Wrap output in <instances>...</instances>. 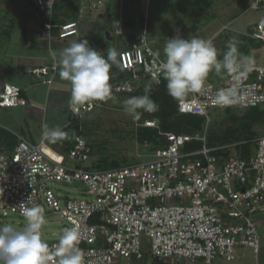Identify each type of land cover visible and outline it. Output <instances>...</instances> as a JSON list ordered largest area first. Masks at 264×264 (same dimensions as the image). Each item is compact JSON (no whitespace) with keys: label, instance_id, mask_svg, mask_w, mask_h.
Listing matches in <instances>:
<instances>
[{"label":"built area","instance_id":"2783aa9c","mask_svg":"<svg viewBox=\"0 0 264 264\" xmlns=\"http://www.w3.org/2000/svg\"><path fill=\"white\" fill-rule=\"evenodd\" d=\"M105 0L92 3L98 7ZM49 8L46 0H35ZM53 3L54 0H51ZM264 9V0H251L248 10ZM78 21L62 24L52 21L43 26L49 37L54 27L64 38L78 33ZM176 36L187 39L183 33ZM252 36L264 41V22L254 26ZM143 38V39H142ZM149 44L145 31L119 58L131 76L115 81L114 92H133L140 87L155 88L163 81V58ZM50 67L32 70L45 79ZM47 81L51 82V79ZM221 88L236 91V103L220 107L215 95ZM21 88L6 83L0 93V105H25ZM104 105L94 101L78 110L71 106L73 119H83ZM264 105V64L252 63L246 75L227 74L222 85L208 81L199 93H188L178 101L181 113L206 115L214 108ZM158 128L154 119L138 126ZM164 144L157 146L149 161L98 169L65 163V156L42 145L21 138L12 155L0 152V211L3 216L20 214V204L40 206L60 213L80 233L79 248L83 264H117L121 259L145 257L141 236L152 240L153 259L163 261L175 256L195 264H214L218 258L233 261L238 247L258 251L260 235L256 217L264 213V135L252 140L255 151L248 154L218 155L206 133L194 135L160 131ZM202 140L200 148L184 151L186 142ZM231 146V145H230ZM93 146L81 134L75 136L68 155L78 162L91 160ZM86 184L91 196L66 198L51 184L56 182ZM176 198V202H169ZM158 199L159 203L152 202ZM21 215V214H20ZM59 239L47 242L51 248Z\"/></svg>","mask_w":264,"mask_h":264},{"label":"rangeland","instance_id":"374dc122","mask_svg":"<svg viewBox=\"0 0 264 264\" xmlns=\"http://www.w3.org/2000/svg\"><path fill=\"white\" fill-rule=\"evenodd\" d=\"M94 1L98 4V0H89L87 3L89 14L81 15L77 18L79 23L78 36L81 38L83 35H88V33L92 36L96 35L97 27L103 25L102 21L96 20L90 15L91 13L96 14L99 11L92 8V3ZM46 2L48 4L50 3L49 0H46ZM69 4L75 6L73 1L69 2ZM38 7L40 8L39 14H45L46 11H49L48 8L43 9L40 6ZM249 7L250 0H154L153 4L148 0H137V5L133 4L130 6L125 5L124 1L120 3L117 0H108L104 2L100 10L109 8L110 13L113 14V16L117 13V15L120 14L122 19L125 20V29L126 27H130L126 22L128 15H132V18L129 16V20H135L136 28L139 27L141 22L140 19L143 17L147 25L146 31L149 43L157 52H159L163 49L167 38H171V34L176 33V36L177 33L182 32L177 31L179 23H183L187 27L183 30L184 35L189 37L197 36L212 41L215 38L213 30H218L220 26H223L221 21L226 18L229 20L232 15H238L232 21H223L227 22L226 24L228 27L226 31L224 30L225 26L222 28L224 30L223 33L229 35L225 37L226 42L235 40L236 38L238 39L240 35H247L249 31H246L245 29L248 27L252 29L253 25L251 24L264 22V9L250 11L248 10ZM140 8H142V12L140 11ZM7 10H9L10 14L16 16L15 19L17 22L25 23L27 12H35L36 9L35 7H32L31 0H0V15H6ZM139 14L140 17L138 18ZM216 15L219 18H216ZM6 17L9 18L11 16L9 15ZM112 22L113 20H111L110 23L105 22L106 25L99 34L100 38L98 37L97 39H100V42L103 40V45L106 42L108 49L115 48L118 53L120 50L118 49L119 46L123 47L125 43L123 38L121 39L119 35L116 36L113 34L112 38L107 36L108 32H112L109 28ZM14 30L15 39L18 38L19 30L18 28H15ZM83 40H86V38ZM87 41L90 43L88 37ZM213 44H216L215 41ZM245 56H251L253 63L264 64V45L261 48H251ZM208 81H210L209 77L206 82ZM114 95L117 96V94ZM109 99L112 102V97ZM123 101L120 99L113 104L105 102V105H103L100 110L94 112L88 118L80 120L81 127L84 131V137L94 146V154L91 160L83 163L78 162L67 155V164L73 166L80 164L82 167H91L97 164V161L100 158L108 157V159L117 158L119 160L127 158L129 163L135 161H149L153 158L156 146L151 144H140L136 138H133L131 135L132 132H135L137 127L140 126H138V122L141 121H133L131 117L124 113ZM223 110L224 109H221L220 112L213 113L212 121L214 118H216V120L212 124L207 120L206 126H211L214 131H220V133L222 131L223 133L228 128H234V126L238 125L240 126L242 120L245 121V118H243L245 115H243L244 110H235L234 116H238V120L233 119L231 113L229 114ZM214 111L215 110L212 112ZM240 119L242 120L238 123ZM207 127L205 128L206 135L208 133ZM256 130L259 132L257 135H264V128L257 126ZM231 151L232 154H238L239 152L238 148L234 145L231 146ZM51 186L63 195V199L67 196H91L85 192V190H87L86 184L80 181L73 183L56 182L51 184ZM176 201V198L169 200L171 203ZM152 202L159 203V200L154 199ZM44 216L45 223L41 228V239L45 242L59 239L62 230L68 228L69 224L60 213L53 210L48 209ZM25 223V219L20 214L11 213L8 216H3L0 211V227L11 225L17 230H22ZM258 231L261 242L260 247L258 251H255L253 248H247L245 250L246 256L239 260L244 264H258L257 259L261 264H264V245H262L264 240L263 224L260 226L258 225ZM141 242L145 257L141 260L123 258L119 264H193L190 260L178 256L163 261L153 259L151 255V238L143 234L141 236ZM239 261L238 259H235L229 262L223 258H219L214 264H236Z\"/></svg>","mask_w":264,"mask_h":264},{"label":"clouds","instance_id":"9594fccd","mask_svg":"<svg viewBox=\"0 0 264 264\" xmlns=\"http://www.w3.org/2000/svg\"><path fill=\"white\" fill-rule=\"evenodd\" d=\"M155 54L159 55V52ZM49 55L59 65L61 79L70 82L69 103L74 109L111 98L109 73L113 64L119 66L115 48L108 49L105 58L102 52L90 47L87 40H73L59 53L50 51ZM163 56V77L167 82L168 94L175 99L188 93L201 92L211 72L243 77L253 63L252 57L239 53L232 41H229L223 58L218 59L213 42L197 36L167 38ZM236 102L233 88H221L215 95V103L220 107ZM157 110L158 105L150 98L147 86L144 95L123 101V111L133 121H138L143 112L153 113ZM68 138L69 133L59 126L49 128L43 125V140L56 143ZM20 214L26 221L22 230L11 225L0 227V264H83V253L78 246L80 233L76 227L63 229L58 243L50 248L41 239V228L45 223L44 209L29 206L28 200L20 204Z\"/></svg>","mask_w":264,"mask_h":264},{"label":"crops","instance_id":"0c3cea01","mask_svg":"<svg viewBox=\"0 0 264 264\" xmlns=\"http://www.w3.org/2000/svg\"><path fill=\"white\" fill-rule=\"evenodd\" d=\"M49 1V11H46L45 14H39L40 8L36 4L35 0H31V5L32 7H35L36 10L35 12H27V19L25 20V23L17 22V20L15 19L16 16L14 14H10L9 10H7L6 15H0V93L2 92L6 83H12L21 88L22 95L27 99V103L25 105L11 107H2L0 105V152L8 156L12 155L19 140L21 138H24L31 143L42 145L43 147H45V149H50L56 151L60 155H64L66 163L68 150L71 147L75 136L77 135L74 133V128L72 127L76 122H78L79 119H73L71 115V105L69 103L71 94L70 82L61 79L59 75L60 67L58 64L54 63L53 59L49 55L50 51L59 53L60 50L68 47L73 40L79 41L83 40L84 38H86L87 40L88 37L90 40V43L88 41L90 47L96 49L97 51H102V55H104L106 58L108 46L106 42L103 45V40H101L100 42V39L97 38H100L99 34L100 31L104 29L106 25L105 22L110 23V21L113 20L112 24L109 26L112 32H108L107 36L112 38L113 34H115L116 36L119 35L121 39L123 38L125 43L123 47L119 46L118 48L120 49L117 55L118 61L120 51L129 48L135 41L137 36L143 31H145L147 34V25L143 17H141L139 27L136 28L135 20H129V16H131L132 18V15H128L126 22L130 27H126L125 29V20L122 19L120 14L117 15V13L115 16H113V14L110 13L109 8L100 10L104 2L108 1L105 0L98 7L92 6L93 9L99 10L96 14H90L92 18L103 22L102 26L99 25L97 27V33H95L96 35L92 36L88 33V35H83L81 38L80 36H78V33H76L75 35L62 38L59 36V28L54 27L51 32V36L47 37L43 35L42 32L43 26L46 22L52 21L55 24H61L56 22L55 20L53 7L56 0H54L53 3L51 2V0ZM63 1H65L66 3L73 1L75 3V7L77 8L79 13L78 17H80L81 15L89 14L87 6L89 0ZM117 1H119L120 3L124 1V4L128 6L133 4L137 5V0ZM148 1H151V4L154 3V0ZM140 9V11L142 12V8ZM7 14H9L11 17H6L9 16ZM237 16L238 15H232L229 20L227 18L223 19L225 21H232ZM69 17L70 15L67 17L63 16L62 18L67 19L68 21ZM139 17L140 14L138 15V18ZM215 17L219 18L217 17V15ZM224 20L221 21V24L223 26H220L218 30H213L215 38L212 40V42L215 41L216 43L214 44V46L216 47L218 52V59L223 58V54L227 51V45L229 43L226 42L225 39V37L229 35L223 33V31H226V29L228 28L226 24L227 22H223ZM251 25H253L254 27L256 23ZM224 26L225 28L223 30L222 28ZM177 27H179L177 31H182L181 33H184L183 30L187 28L183 23H179ZM15 28H18L19 35L18 38L14 39ZM245 30L249 32L252 31L249 27ZM175 34H171V38L175 37ZM184 36L189 38V36L187 35ZM232 42H234L237 47L239 46L237 38L235 40H232ZM154 51L157 53L155 49ZM159 56L164 59L163 49L159 51ZM43 66L50 67V73L46 76L45 79H38L32 73V70ZM116 66V64H113L109 73V82L111 84V89L113 83L115 81H119V79L116 78L117 72L119 73V71L115 69ZM126 74H129L130 77L132 73L130 71H127ZM208 77L211 82L219 86L223 84L227 77V74L216 75L214 72H211L209 73ZM48 79H51V82L47 81ZM113 95L114 94H112L111 96ZM112 99V102L110 101V99L103 101L104 105L105 102L113 104L117 101L115 97H112ZM100 109L101 107L88 114L86 118ZM43 125H47L49 128L59 126L62 130L69 133V138L63 141H57L56 143H50L46 140H43ZM250 148V153L255 151L254 144ZM256 221L259 226L261 224L264 225V213L258 215L256 217ZM262 245H264V240ZM247 248L249 247H238V250L236 249L237 252L235 259H238V261L240 259H243V257L246 256L245 250ZM121 260L117 264H119ZM217 260H219V258L215 261ZM257 262L258 264H261L258 259ZM195 264H203V260H199ZM236 264L244 263L239 261Z\"/></svg>","mask_w":264,"mask_h":264},{"label":"trees","instance_id":"16d2710c","mask_svg":"<svg viewBox=\"0 0 264 264\" xmlns=\"http://www.w3.org/2000/svg\"><path fill=\"white\" fill-rule=\"evenodd\" d=\"M53 10H54L56 22L61 24L67 22V19L62 18L63 16L67 17L70 15V17L68 18L69 20H77L79 14L75 6H72L63 0L61 1L56 0L54 2ZM253 29H251L252 31L249 32L247 35L244 34L240 35V37L237 39L239 44V46L237 47L238 51L243 55L248 54L251 48L254 47L261 48L264 45V41L254 38L252 36ZM118 62H119V66H116L115 69H117L119 73L117 72L116 78L122 82L129 77V74H126L127 70L123 68L120 58ZM112 94H117V96L116 95L111 96V97H115L117 101L120 99L121 101H123L133 96L144 95L145 86L140 87L139 89L133 92L112 91ZM149 95L150 98L153 99L158 105V110L153 113L143 112L139 120L142 122L146 119H154L158 122L159 127L154 128V127H146L141 125L137 127L136 131L132 132L131 135L133 136V138H136V140L140 144H149V145L151 144L156 147L163 145L164 140L160 135V131H167V132L169 131L178 134H189V135H194L196 133L203 134L205 132V128L207 127L206 126L207 120L209 121L210 124H212L216 120V118H214L212 121L213 113L220 112L221 109H224L223 111L232 114L233 119L238 120L239 117L234 116L235 110L241 109L244 110L243 115L244 114L245 115L243 116V118H245V121L240 119L238 121L239 123L242 120L240 126L238 125V126H234V128L232 127L228 128L223 133L222 131L221 133L220 131H214L211 126L210 127L208 126L207 127L208 133L206 135V140H207V144L212 147L229 145L224 148H220L216 150L215 153L218 155H224L226 157L230 156L232 154L231 146L234 145L236 148H238L239 154L246 156L250 153V149H251L250 147L253 146V144L251 143L252 140L259 136L257 135V133L259 132L256 130V127L260 126L264 128V105L255 108H244L240 106L227 107V108H214L210 111L208 116L181 113L178 109L179 99H175L168 94L167 82L164 78L161 85L155 88H149ZM213 110L215 111L212 112ZM79 120L73 125L72 128H74L75 134L83 135L84 131L81 127V122ZM88 142L93 146V144L89 140ZM202 144H203L202 140L193 139L191 141L186 142L185 146L183 147V150L191 151L194 149H198L202 146ZM135 162H131V163H135ZM126 164H130L127 158H122L121 160H119L117 158L108 159L107 157L102 159L100 158L97 161V164H95L93 167L98 169H106V168H113Z\"/></svg>","mask_w":264,"mask_h":264}]
</instances>
